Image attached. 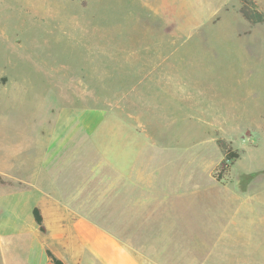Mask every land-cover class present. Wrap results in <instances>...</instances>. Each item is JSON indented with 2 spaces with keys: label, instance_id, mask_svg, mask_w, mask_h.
<instances>
[{
  "label": "rangeland",
  "instance_id": "rangeland-1",
  "mask_svg": "<svg viewBox=\"0 0 264 264\" xmlns=\"http://www.w3.org/2000/svg\"><path fill=\"white\" fill-rule=\"evenodd\" d=\"M0 166L56 248L125 219L178 264H264V0H0Z\"/></svg>",
  "mask_w": 264,
  "mask_h": 264
},
{
  "label": "crops",
  "instance_id": "crops-1",
  "mask_svg": "<svg viewBox=\"0 0 264 264\" xmlns=\"http://www.w3.org/2000/svg\"><path fill=\"white\" fill-rule=\"evenodd\" d=\"M101 119V114L97 112L86 113L79 117V127L92 132L100 125ZM137 179L139 181L142 179L143 182L146 180L141 174H138ZM10 189V191L6 192L0 190V207L3 203V194L9 195L10 203L9 218L0 222L1 264H52L47 256V249L65 264H70L69 259L73 258H76L79 264H178L179 260H185L184 255L179 259V256L176 255L172 257L163 256L161 253L143 250L139 239L134 237L136 235L129 236V225L125 223V219L123 220L122 227H120L122 228V239H118L117 236L119 235L112 233H108L105 239L102 238L101 240L97 238V235L87 238L82 231L83 223L79 220L71 226L72 229H70L69 235L64 236L66 235L65 232L61 233L63 237L58 235L57 238H59L58 242H60L61 247L56 248V242L54 243L53 241V244L48 243L47 237L43 238L39 236V226L33 217L34 207H39L36 204L37 200H35L38 194H34L33 189L22 194H19L16 189ZM19 195L26 197L25 221L21 219L24 206L18 202ZM145 206L147 207L148 205ZM145 206L136 205L131 207L130 211L139 213ZM170 208L171 210L179 209L175 205L168 204L166 209ZM109 209H113V206H110ZM224 238H226V234H221L213 242L209 239H197L198 242L195 244H218L219 242H223ZM83 243L86 244L84 248L82 247ZM188 260L192 261V259Z\"/></svg>",
  "mask_w": 264,
  "mask_h": 264
},
{
  "label": "trees",
  "instance_id": "trees-1",
  "mask_svg": "<svg viewBox=\"0 0 264 264\" xmlns=\"http://www.w3.org/2000/svg\"><path fill=\"white\" fill-rule=\"evenodd\" d=\"M239 157V154L236 152L230 153L226 156L224 160V165H226L225 170H227L230 166L226 164L228 161L234 160ZM222 177L218 179V181H221ZM1 181V178H0ZM33 217L36 222V224L39 226V230L41 233L46 232V227L44 225V218L41 212V209L39 207H34L33 209ZM47 256L52 264H65L61 259L57 258L49 249H47Z\"/></svg>",
  "mask_w": 264,
  "mask_h": 264
}]
</instances>
